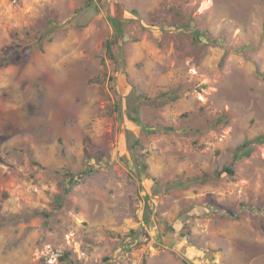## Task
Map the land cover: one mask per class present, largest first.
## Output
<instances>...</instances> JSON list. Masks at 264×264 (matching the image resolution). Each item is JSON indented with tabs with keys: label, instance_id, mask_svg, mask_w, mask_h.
I'll return each mask as SVG.
<instances>
[{
	"label": "rangeland",
	"instance_id": "rangeland-1",
	"mask_svg": "<svg viewBox=\"0 0 264 264\" xmlns=\"http://www.w3.org/2000/svg\"><path fill=\"white\" fill-rule=\"evenodd\" d=\"M0 264H264V0H0Z\"/></svg>",
	"mask_w": 264,
	"mask_h": 264
},
{
	"label": "trees",
	"instance_id": "trees-1",
	"mask_svg": "<svg viewBox=\"0 0 264 264\" xmlns=\"http://www.w3.org/2000/svg\"><path fill=\"white\" fill-rule=\"evenodd\" d=\"M109 20V22H110V24L114 27V29L116 30V33H120L121 32V27H120V24H118L117 23V21L115 20V19H113V18H110V19H108ZM51 28L52 27H50L49 29H50V31H48V32H51ZM8 59V57L7 56H4L3 57V60L4 61H6ZM162 97H168V100H175V98L176 97H173V93H164V94H162L161 95ZM171 100V101H172ZM166 103V101L165 102H163L162 103V105L163 104H165ZM164 132H168V131H171L172 129L171 128H163L162 129ZM237 159H238V157H234V160L232 161V163L229 165V166H226V167H224L222 170H220V171H218V172H216L215 174V176L216 177H221V175H223V174H225V175H227L228 177H232L233 175H234V170H233V167H234V164H235V162L237 161ZM71 181V180H70ZM72 182V181H71ZM68 190L69 189H65L64 190V193L66 194L67 192H68ZM34 214H37V215H40V212L38 213V212H34ZM42 214V213H41ZM44 216H47L46 214H44ZM132 234H133V232H131ZM60 260H62V261H65V260H67V254H65L64 256H62L61 258H60Z\"/></svg>",
	"mask_w": 264,
	"mask_h": 264
}]
</instances>
